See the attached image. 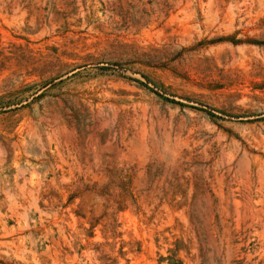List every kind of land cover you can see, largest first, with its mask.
Masks as SVG:
<instances>
[{
  "label": "rangeland",
  "instance_id": "1",
  "mask_svg": "<svg viewBox=\"0 0 264 264\" xmlns=\"http://www.w3.org/2000/svg\"><path fill=\"white\" fill-rule=\"evenodd\" d=\"M0 264H264V0H0Z\"/></svg>",
  "mask_w": 264,
  "mask_h": 264
}]
</instances>
